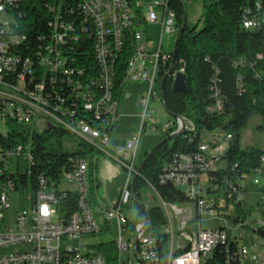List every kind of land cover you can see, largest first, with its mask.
Instances as JSON below:
<instances>
[{"label":"built area","instance_id":"2783aa9c","mask_svg":"<svg viewBox=\"0 0 264 264\" xmlns=\"http://www.w3.org/2000/svg\"><path fill=\"white\" fill-rule=\"evenodd\" d=\"M18 1L0 0L1 133L4 132L3 127L6 121L29 124L32 123L36 112L40 111L51 117L55 123L85 139L98 152L108 154L112 134L107 131L118 125L121 119L119 102L114 96V84L117 61L125 49L126 38L131 39L133 49L131 56L127 59L124 83L126 85L147 83L149 92L138 101L144 109L142 128L132 135L126 144L132 156L127 162H120L128 173L127 182L120 190L118 199L112 207H101L95 212L89 200L90 184L87 180L90 160L84 156L80 157L73 168L64 174L62 184H67V188L59 189L62 184L55 187L41 180L32 208L18 212L15 223L8 226L5 216L11 208L10 192L18 189L15 181L7 176L8 160L12 154L4 153L0 146V251L15 248L13 252L0 254V264H203L204 260L212 255L216 246L227 241L228 230L224 227L225 229H199L196 232L183 233L180 238L184 239L186 244H179L174 249L176 242L172 228V244L169 245L168 252L164 256L159 250V236L154 235V229L148 217L150 210L154 207L151 202L158 198L168 213L172 209L177 215L183 216L186 211L165 203L153 186L149 189L151 192L149 202L141 203V196L139 200L136 189L133 187L135 178L138 177L137 152L143 129L149 124L153 130L157 129V122L152 116L153 112L149 111V106L156 98L155 88L159 80L164 78L162 73L168 74L173 66V53L163 51V39L166 36L178 37L180 32L176 13L169 7L170 0L156 2V5L162 8L161 16L154 10L147 16L144 15L146 24L161 26V40L157 47L146 38L145 31L138 30V27L143 24L133 11L132 0H84L82 9L86 20L91 22V28L94 30L95 53L100 66L99 83L95 81H91L90 84L83 83L79 79L81 71L76 72L74 68L67 65L64 44L69 32L73 31V27L58 17L50 23L53 31L50 42L46 43L47 39L40 37L44 45L37 53L38 61L40 66L49 72L62 75L63 81L72 86L71 107L66 108L63 106L64 99L59 100L60 103L56 106H49L42 95L44 91L42 84L35 86L33 91L25 88L26 76L33 73L32 62L30 58L21 60L10 51L27 39L25 35L16 33L12 26L14 19L11 11ZM51 10L53 11L54 8ZM261 24L263 22L259 19L247 20L244 22V27L257 29ZM168 66H171L169 70ZM18 70L20 72L14 84L10 81L11 75ZM178 72L185 73L184 68L172 72L173 82ZM212 91L217 101L211 108L214 111L221 108V95L216 86L212 88ZM80 105L83 112L94 117L98 127L77 120L76 109ZM175 122L179 125V129H182V120L177 119ZM185 124V129L189 127L194 130L192 123L185 121ZM168 127L172 128L171 125ZM209 135L212 136V142L215 144H218L222 137L221 134L212 132L207 133L204 138L207 139ZM226 138L231 141L232 135L228 134ZM209 148V144L204 141L198 152L177 155L160 175L161 183L171 184L182 190L195 204L194 210L198 219L203 216L217 215L215 201H210L208 193L207 173L213 169V162L208 157ZM114 159L117 160L115 157ZM262 162L264 163V157ZM257 172H264V170ZM204 176L206 180L203 179ZM246 177L248 176L243 179ZM72 193L77 197L78 209L69 219H64L61 205ZM135 199L146 219L144 220L141 216L142 222L138 225L132 222ZM194 210H190L186 219L181 218V230L186 228V221L194 220ZM260 224L263 225L264 221H260ZM112 229L118 234V240L114 243L116 247L114 262L107 258L109 255L107 251H100L95 255L83 253L82 240L85 236H93ZM179 250L182 252L177 253ZM133 254L136 257L135 263L132 261ZM240 254L251 264H264V259L246 247L242 248Z\"/></svg>","mask_w":264,"mask_h":264},{"label":"trees","instance_id":"16d2710c","mask_svg":"<svg viewBox=\"0 0 264 264\" xmlns=\"http://www.w3.org/2000/svg\"><path fill=\"white\" fill-rule=\"evenodd\" d=\"M84 0H19L11 11L16 33L25 35L26 41L10 51L21 60L30 58L33 73L26 76V90L33 91L35 86L43 85L42 93L49 106H56L64 99L63 106L71 107L72 86L63 81V76L53 74L38 61V51L44 37L50 42L52 29L50 23L58 17L61 21L73 27L64 44V56L67 65L75 71H81L79 79L83 83L91 81L99 83L100 66L96 59L94 30L91 22L86 20L82 4ZM133 11L144 22L145 16L139 6V0H132ZM169 7L176 13L180 30L185 21V8L182 0H170ZM54 10L52 11L51 9ZM203 27L184 29L177 44V57L174 70L184 68L187 75V93H176L173 90V80L169 76L165 82L163 92L166 112L171 116L182 117L187 123L194 125V130L186 128L180 135L170 138L156 149L144 164L140 175L133 187L140 200L141 190L153 186L162 200L171 205L193 203L185 193L171 184L161 183L160 175L167 165L177 155L194 154L205 141V135L212 132H226L232 135L230 147L225 157L226 168H219L213 162V169L207 173L208 193L222 191L227 203L234 205V222L240 224L244 213V203L239 198L241 181L258 170H264L262 158L264 152L251 149L242 150L240 146L241 133L249 119L254 115L261 116L264 122V0H214L204 8ZM259 19L263 24L257 29H247L244 22ZM147 33V30H144ZM133 43L125 39V49L117 61V74L114 84L115 99L121 105L127 70V59L132 54ZM171 66H168V70ZM20 70L11 75V82L16 84ZM167 72L162 73L164 77ZM217 87L221 95V108L212 111L217 103L212 88ZM95 89V87H94ZM99 92V89L96 87ZM1 109V107H0ZM77 120L85 121L95 127L97 123L93 116L83 112L81 105L76 109ZM95 122V123H93ZM29 124L6 121L0 132V146L9 157V166L14 157L29 152L31 165L25 174L17 168L12 171L7 166V176L27 190L30 189L33 204L35 194L40 188L41 180L48 185L59 187L63 176L69 172L80 157L93 153L95 148L86 141L80 142V149L73 154L64 151L63 139L72 135L68 129L55 123L49 124L38 133ZM117 126V125H116ZM113 126L107 132L113 133ZM178 131V126L171 128V133ZM173 139L172 147L169 146ZM216 147V146H214ZM149 153L146 154V157ZM98 160V159H97ZM138 165V169L144 163ZM97 170L96 164L90 161L89 174L93 177ZM90 185V194H95L99 185L97 178ZM236 189V191H234ZM62 217L69 219L78 209L77 197L71 194L62 202ZM215 208L219 209L216 199ZM264 221V211L262 214ZM148 217L154 230H160L167 225L164 210L153 207ZM260 221L255 233L264 240V224ZM225 229V228H221ZM101 245L100 251H107L108 259L115 261L116 247L114 243ZM159 250L166 255L169 239L165 235L159 236ZM244 246H239L237 240H232L228 232V239L220 243L213 250L210 257L203 264H251L241 256ZM179 250L177 253H181Z\"/></svg>","mask_w":264,"mask_h":264},{"label":"rangeland","instance_id":"374dc122","mask_svg":"<svg viewBox=\"0 0 264 264\" xmlns=\"http://www.w3.org/2000/svg\"><path fill=\"white\" fill-rule=\"evenodd\" d=\"M158 0H139V6L145 16L150 11L154 10L159 16L162 12V8L156 5ZM193 6L188 10V0H182V4L185 8V17L187 18L188 29L203 27L204 8L206 4H212L214 0H192ZM190 6V4H189ZM138 30H147L146 38L149 39L150 43L155 44L156 47L160 44L161 40V26L143 24L138 27ZM177 41V36H166L163 39V51L166 53H173ZM181 68L178 69V71ZM160 79L155 92V99L151 101L149 111L153 112L152 116L157 122V129L153 130L149 125L144 127L141 142L137 152V163L140 164L143 159L146 158V154L150 153L155 147L164 142L168 136L176 134L177 131L171 133V129L168 125L173 128L179 125L175 122V119L171 117L165 109L164 101L162 100ZM149 92V85L147 83H130L126 86L121 100L120 112L122 113L124 105L127 108L130 116L125 118L123 127L116 126L111 136V142L109 144L108 154L105 152H98L97 149L93 153H88L85 157L92 163L96 164L97 170L93 177L88 174V182L90 185L94 184V179L97 178L99 185L95 191V194L89 195V200L95 209V212L101 207H112L118 199L120 190L126 185L127 182V171L123 167L120 161L127 162L132 152L128 151L126 144L134 133H137L142 128V116L144 114L143 107L138 104V99L142 96H146ZM140 115L139 117L136 115ZM138 121V122H137ZM148 121V120H147ZM187 123V122H186ZM49 124H55L51 117L42 114L40 111L36 112V115L30 125V127L36 130L38 133H43L44 129ZM221 134V138L218 144L212 142V136H207L205 139L206 143L209 144L210 148L208 153L210 159H216L214 164L219 168H226L227 162L223 159L229 150L230 140L226 138L228 135L226 132L217 131ZM82 137L77 134L66 135L63 139L64 151L73 154L80 149V142L84 141ZM233 140V139H232ZM231 140V141H232ZM86 141V140H85ZM173 139L170 140L169 146L172 147ZM88 147L89 143L86 141ZM216 146V147H214ZM240 146L242 150L257 149L264 152V122L259 115L252 116L245 129L241 133ZM111 155V156H110ZM117 158V160L114 159ZM98 159V160H97ZM31 165V159L29 152L23 153L22 156L14 157L11 161L9 169L12 171L17 168L21 174H25L27 168ZM206 180V176L203 178ZM258 181V183H256ZM241 193L238 195L244 203V213L241 217L240 224L234 222L236 217L233 214L234 205L227 203L224 198L222 191L209 194L210 201H219V209H216L215 216L201 217L195 214V204L187 203L177 206L179 209L186 210L185 214L177 215L175 211L170 209L169 213L163 208L162 203L158 198L151 202L152 206H160L167 217V225L160 230H154V235L161 236L165 235L169 239V245L172 244V228L174 229V240L175 247L185 240L180 238L183 233L196 232L199 229L217 230L220 228H226L230 233L231 239L237 240L239 246H245L251 252H255L258 256L264 259V240L261 239L256 233L255 229L258 226L259 221L262 219L264 211V172H254L249 174L248 177L241 181ZM67 188V184L64 183L59 189ZM149 189L141 190V203L149 202ZM10 204L11 208L6 213L5 222L8 226H12L15 223V218L18 212L30 210L33 206L31 201L30 189L23 188L19 185L17 191L10 192ZM194 210V220L186 221L187 226L184 230H181V218H185L190 213V210ZM100 220V218L98 217ZM101 221V220H100ZM132 222L134 225H138L142 222V217L137 209L136 204L133 206ZM172 224V227H171ZM118 240V234L114 229L111 231L100 232L93 236H85L82 240L83 253L95 255L100 252L101 245H109L116 243ZM94 246V247H93ZM15 248H7L0 251V254L13 252ZM132 261L136 262V257L132 255Z\"/></svg>","mask_w":264,"mask_h":264},{"label":"water","instance_id":"95a60500","mask_svg":"<svg viewBox=\"0 0 264 264\" xmlns=\"http://www.w3.org/2000/svg\"><path fill=\"white\" fill-rule=\"evenodd\" d=\"M186 26H187V18L185 17V21H184L183 27H182V29L180 30L179 34H178L177 41H176V45H175V49H174V52H173V57H174V59H173V66H172L171 70L168 72V74H166V75L164 76V78L162 79V83H161V88H160V89H161V92H162V100H163V101H164L163 92H164V88H165V82H166L167 78H168L169 76H171V75H172V72L174 71V63H175V61H176V57H177V44H178V41H179V39H180V35L183 33V31H184V29L186 28ZM173 90H174V92H176V93H187V91H188V84H187V75H186L185 73H183V72H178V73L176 74L175 79H174V82H173ZM164 106H165V108H166L165 103H164ZM173 118H174L175 120H177V119H181V120H182V123H183V127H182V129H179V130L177 131L176 134H173L172 136H170V138H174L175 136L180 135V134L185 130V126H186L185 121H184V119H183L182 117H176V116H173ZM163 143H164V142H162L161 144H159L157 147H155V148H154V149L148 154V156H147V157L145 158V160H144V163L142 164V166H140V168H139L138 171H137L138 175H140L141 170H142L144 164L148 161V158L153 154V152H154L156 149H158L159 147H161V146L163 145ZM136 179H137V177L135 178V180H136ZM135 203H136V205H137V207H138V210H139L140 215L143 217L144 220H146L145 217H144V215H143V213H142V212L140 211V209H139V205H138V201H137V199H135Z\"/></svg>","mask_w":264,"mask_h":264},{"label":"crops","instance_id":"0c3cea01","mask_svg":"<svg viewBox=\"0 0 264 264\" xmlns=\"http://www.w3.org/2000/svg\"><path fill=\"white\" fill-rule=\"evenodd\" d=\"M188 2H189V4H190V6H189V4H188V10H190V7H192L193 6V1L192 0H188ZM160 16H161V13H160ZM158 26H160L159 24H157ZM141 98V97H140ZM138 101H139V99H138ZM139 104V103H138ZM126 105V104H125ZM124 105V108H123V111H122V113L120 112V114H121V119H120V122H119V124H118V126H121V127H123V125H124V121H125V118L126 117H128V116H130L129 114H128V111H127V108H126V106ZM139 117L140 115L138 114V115H136V117ZM138 122V121H137ZM135 134V133H134ZM133 134V135H134ZM209 154H210V152L208 153V157H209ZM209 159H210V157H209ZM211 160V159H210ZM212 162H214V161H216V159L215 158H213L212 160H211ZM192 210V209H191ZM186 211V210H185ZM195 214H196V212H195ZM186 244V241L184 242V243H181L180 245H185ZM245 247V246H244ZM247 248V247H246Z\"/></svg>","mask_w":264,"mask_h":264}]
</instances>
